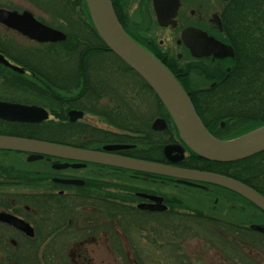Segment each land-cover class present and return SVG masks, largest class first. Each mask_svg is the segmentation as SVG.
<instances>
[{
    "label": "flooded vegetation",
    "instance_id": "obj_1",
    "mask_svg": "<svg viewBox=\"0 0 264 264\" xmlns=\"http://www.w3.org/2000/svg\"><path fill=\"white\" fill-rule=\"evenodd\" d=\"M51 1L60 8L58 1ZM109 1L126 34L175 76L192 105L229 102L225 115L221 110L200 114L195 110L212 136L229 140L264 126L262 121L247 122L252 114L250 95L241 99L234 89L239 77L229 78L235 49L225 11L232 0H176V8L174 0H166L165 26L158 22L155 0ZM1 9L28 11L70 40L37 42L0 23V54L22 70L0 63V104L35 108L30 115H17L20 119H9L0 109V136L203 171L193 163H198V156L180 140L170 115L145 81L104 44L87 46L73 38L92 27L87 13H60L47 22L30 9ZM190 28L195 31L196 55L183 36ZM214 41L224 46L225 56L202 54ZM44 50L51 51L47 55ZM125 74L137 80L129 89L124 87L129 85ZM138 83L147 93H139ZM241 100L246 102L243 107ZM174 144L183 149L177 162L164 151ZM117 145L127 147L105 149ZM171 199L181 211L212 213L234 229L264 228L262 210L220 186L0 149V264H104L105 260L136 264L129 251H122L123 243L127 247L130 233L138 230L136 220L167 218ZM156 203L166 209L139 207ZM134 223L136 227L131 226ZM154 225L151 222L149 232Z\"/></svg>",
    "mask_w": 264,
    "mask_h": 264
},
{
    "label": "water",
    "instance_id": "obj_2",
    "mask_svg": "<svg viewBox=\"0 0 264 264\" xmlns=\"http://www.w3.org/2000/svg\"><path fill=\"white\" fill-rule=\"evenodd\" d=\"M92 25L104 42L106 47L118 56L128 67L135 71L157 95L176 127L180 140L197 156L202 159L228 163L235 162L264 151V126L253 129L243 135L229 140H220L212 136L198 118L192 103L177 81L175 76L152 54L130 38L119 24L109 0H84ZM172 7L176 8V0ZM158 22L165 26L166 0H155ZM0 23L18 30L37 42H57L66 39L63 32L52 29L36 21L32 14L24 11L18 14L0 8ZM184 39L192 49L193 54L197 49L194 29L184 32ZM198 50V49H197ZM206 52L217 58L227 53L224 46L216 41L206 45ZM232 54V50H229ZM196 55V54H195ZM0 63L13 70L22 72L21 69L10 64L0 54ZM0 109L7 111L9 119H20L21 113L30 115L35 108H26L19 105L0 104ZM30 120V119H27ZM124 145L107 146L106 150L126 148ZM0 149L35 152L56 155L66 158H75L87 162L124 168L134 171L149 172L178 179L184 183H206L228 189L264 212V197L253 188L227 176L198 170L182 169L170 165L114 156L103 152L78 150L66 146L40 142L36 140L0 136ZM166 157L173 162L183 158V149L179 145L165 147ZM156 202L161 199L154 198ZM152 211H162L166 207L159 205H140ZM251 229L264 233V228L251 225Z\"/></svg>",
    "mask_w": 264,
    "mask_h": 264
},
{
    "label": "trees",
    "instance_id": "obj_3",
    "mask_svg": "<svg viewBox=\"0 0 264 264\" xmlns=\"http://www.w3.org/2000/svg\"><path fill=\"white\" fill-rule=\"evenodd\" d=\"M55 1H58L60 8L66 9L65 12L69 14H88L84 0ZM225 12V25L232 36L235 49L232 68L234 73L230 74L229 78L239 77L240 82H235L234 89L241 99L245 95H250L249 110L252 114L246 119L250 125H257L260 121L264 122V0H232ZM82 30L85 33L73 37L82 42L78 44L103 45L91 26ZM68 40L70 38L66 41ZM123 65L129 69L125 64ZM195 104L200 106L196 107ZM228 104L227 101L193 102L194 109L199 114L201 111L221 110L225 115ZM239 104L243 107L246 102L241 100ZM249 127L246 126L244 129ZM197 159L198 163H193L198 169L229 176L264 195V152L229 163H217L199 157ZM180 208V204L171 206L165 213L167 218H154V221L162 220L163 233H160L158 226L148 231L149 236L146 238L148 256L152 255L151 251L153 253L155 251L167 255V261L172 264H196L183 252V243L185 240L199 236L203 238L204 247L207 250H215L227 264H263L261 257L264 256V234L248 229L231 228L217 220L212 213L200 209L181 211ZM156 259L157 256L154 257V260ZM143 262L140 260L136 264H143ZM149 263L152 264L150 257L145 259L144 264Z\"/></svg>",
    "mask_w": 264,
    "mask_h": 264
},
{
    "label": "rangeland",
    "instance_id": "obj_4",
    "mask_svg": "<svg viewBox=\"0 0 264 264\" xmlns=\"http://www.w3.org/2000/svg\"><path fill=\"white\" fill-rule=\"evenodd\" d=\"M51 2H52L51 0H0V8L13 7V8H18V9H30V10H33L35 14L45 18L47 22H53V20L55 19L54 16L60 13L65 14L67 12H65L66 9L63 10L59 7L53 6ZM50 51L44 50L43 52H46L48 55ZM125 76H127V79H128L127 81L129 83L128 86L127 85L124 86L126 89H129L131 85L137 83V80L134 79V77H132L131 75L125 74ZM125 88L124 90H126ZM138 89H139V93H147L146 90H144V88L141 87L140 83H138ZM179 193H182V192L180 191ZM192 193L196 194L197 192L192 191ZM174 202H175L174 199H171L170 207L175 205ZM136 222H140V223H137L138 230H134L130 233L129 235L130 242L128 243L127 247L123 243L122 251L124 253H127L129 251V255L131 254L132 257L136 259V263L137 261L141 260V261H144L143 262L144 264L145 259L150 257L152 260V264H155V262L156 264H172L171 262L167 261V255L166 256L162 255L161 252L156 253L154 251L155 255L157 256L156 260H154V257L156 256L153 255L154 253L152 251H151L152 255L150 256H148L146 252L148 251V248L146 245V238L149 236L148 235L149 233L147 232L149 231V229H151L150 228L151 222L152 223L155 222L154 227L156 228V226H158L161 231L160 233L162 234L163 233L162 220L159 221L156 219L155 221H149V223H147L148 221H141V220H136ZM131 226L136 227L135 223ZM183 252L186 255H189L190 258H192V260L196 264H227L225 259L220 254H218L215 250H212V249L207 250L204 247L203 238L199 236L198 237L195 236L192 239L185 240L183 243ZM261 260L264 264V256L261 257ZM104 264H124V262H121V261L114 262L110 260H105Z\"/></svg>",
    "mask_w": 264,
    "mask_h": 264
}]
</instances>
